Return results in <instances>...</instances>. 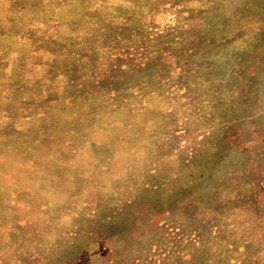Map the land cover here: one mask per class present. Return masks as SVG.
Returning <instances> with one entry per match:
<instances>
[{"label":"rangeland","instance_id":"obj_1","mask_svg":"<svg viewBox=\"0 0 264 264\" xmlns=\"http://www.w3.org/2000/svg\"><path fill=\"white\" fill-rule=\"evenodd\" d=\"M0 264H264V0H0Z\"/></svg>","mask_w":264,"mask_h":264}]
</instances>
